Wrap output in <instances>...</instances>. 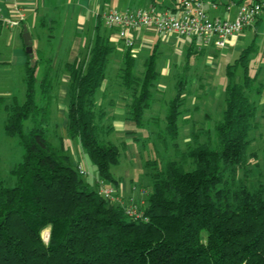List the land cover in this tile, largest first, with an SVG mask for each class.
I'll return each mask as SVG.
<instances>
[{"label":"trees","instance_id":"1","mask_svg":"<svg viewBox=\"0 0 264 264\" xmlns=\"http://www.w3.org/2000/svg\"><path fill=\"white\" fill-rule=\"evenodd\" d=\"M113 48L97 32L85 54L63 68L69 75L66 135L96 167L94 186L79 174L68 152L48 139L53 86L48 58L26 54L22 104H6L0 96L5 133L16 136L22 147V159L10 171L16 183L6 186L0 179V264H264V178L247 184L239 177L240 172L247 175L249 156L255 155L248 151L256 104L246 94L252 82L247 66L243 82L234 81L227 69L214 147L209 142L188 147L161 166L157 159L144 158L152 184L146 204L139 206L142 216L135 219L98 191L99 181L114 180L110 168L121 155L111 139L114 128L105 123L107 106L97 101ZM126 50L114 81L130 96L126 119L141 126L159 73L152 53L137 74ZM246 56L242 53L240 61ZM39 63L45 71L36 89ZM179 85L165 112L171 138L184 98ZM186 164L193 167L185 169Z\"/></svg>","mask_w":264,"mask_h":264},{"label":"rangeland","instance_id":"2","mask_svg":"<svg viewBox=\"0 0 264 264\" xmlns=\"http://www.w3.org/2000/svg\"><path fill=\"white\" fill-rule=\"evenodd\" d=\"M108 10L105 9V12ZM209 14L222 18L226 16L223 7H219L217 10H209ZM70 25L71 23L67 27L68 33L71 31ZM261 25L263 27L264 23ZM99 28L102 34L111 35L114 32L103 21L100 22ZM256 37L264 40V36H254L251 30L247 29L244 31V36L229 42L230 45L221 48L209 46L205 47L203 51H199L200 47H198L199 44H202L200 38L193 41L186 38L184 45L180 48L177 46V42H171L170 45L167 42L160 43L162 45L159 47H163L154 50L155 53H153L159 78L155 86L150 89L153 100L149 108L144 111V123L141 126L134 123L124 132L125 136L132 138L133 145H137L142 160L145 157L157 159L159 166H161L164 162L177 158L178 152L185 151L188 147H194L204 142H209L212 147L217 144L215 126L221 119L225 106V87L229 81L227 69H231L232 79L237 82H243L244 65L247 66L249 73L256 75V65L259 60H264V42L257 49L249 50ZM120 42L122 45V40L118 38V43ZM65 43L61 52L65 51ZM40 45L47 47L43 42H40ZM242 53L247 55L244 60H241L243 63L240 61ZM163 67H165V73L162 72ZM24 75L23 70H18V74L12 75V77L0 72V92L9 91L11 94L9 97L4 96L6 104L23 103L26 92V85L23 81ZM35 77L34 86L37 89L38 72L35 73ZM179 80L182 81L181 85H179ZM178 85L181 89V97L184 98L179 106L181 113L176 118V136L171 138L165 129V112L168 102L176 96ZM246 94L256 104V126L249 131L248 135L250 138L248 151L255 152V155L249 156L250 165L247 175L244 176L240 172L239 177L247 184H256L264 178V113L262 112L264 103L259 102V95L250 88L246 89ZM153 116L157 117L155 122L151 120ZM5 119L6 111L2 105L0 106V179L3 185L12 186L16 183V179L10 174V171L22 159V147L16 136H9L5 133ZM56 121L58 124L54 127V131L48 134V139L52 144L59 145L58 141L59 143L62 142V122L58 119ZM30 125V122L26 120L25 127L28 128ZM115 139L113 137V140L120 146L121 155L118 164L111 166L110 172L112 178L115 181H120L125 188L129 182V179H125L126 171L134 180L138 179L143 171L133 170L130 166L129 161L136 160V157L132 155L130 143H127L124 138ZM62 143L70 151V142L64 141ZM76 155L79 165L86 171L84 179L94 186L97 176L96 167L85 152L78 150ZM192 167L189 164L184 166L185 169ZM142 177L143 185L150 191L151 180L145 174ZM114 180H104L105 186L111 187L112 183L115 182ZM135 183L138 187L136 180ZM124 188L123 190H126ZM125 196L123 198L125 203L129 202L138 207L141 206L134 200L127 201L129 196L127 194ZM41 238L43 243L47 244L48 238L44 240L42 232Z\"/></svg>","mask_w":264,"mask_h":264},{"label":"crops","instance_id":"3","mask_svg":"<svg viewBox=\"0 0 264 264\" xmlns=\"http://www.w3.org/2000/svg\"><path fill=\"white\" fill-rule=\"evenodd\" d=\"M12 3V0H0V17L16 19L22 16V18L19 19L18 24L13 26H8L3 21H0V72L6 74L8 77L18 74V70H23L25 73L27 53L25 52L22 40V31L25 25L31 35L32 52L42 53L44 59L48 58L52 69L53 86L51 89L52 101L50 104L48 134L52 133L54 127L57 126L58 122L56 120H60L62 122L61 141H69L71 148L69 151L59 141V145H53L63 147L70 155L73 164L78 166L77 151L84 152V150L76 140L68 138L65 131L69 83V75L63 72L65 63H71L78 56L85 54L97 32L102 34L99 27L102 21V13L105 12V9L115 8L121 12L150 7H155L159 10L163 8L171 9L175 4V0H16L18 12ZM70 23L71 31L68 33L67 27ZM262 23H264V12L256 20L254 26L247 29H250L254 36H264L262 33L264 28L261 25ZM244 31L239 36L230 39L229 42L231 43L244 36ZM102 35L108 37L114 48L109 57L110 65H108L110 67L108 73L97 93V101L107 106L106 111L110 117L105 120V123H111L114 128L111 137L112 141H114L113 137L116 138L115 140L124 138L127 143H130L132 155L136 157V160L129 161L131 168L133 170H142L143 174L150 179L148 172L143 167L144 160L141 158L137 145H133L132 138L125 136L124 133L134 124L133 121L125 117L126 105L130 101V96L125 92L123 87L114 81L116 72L122 65L127 50L124 44L118 43V38L114 32L111 35H107L106 33ZM134 37V46L129 51L131 52L134 70L137 74L143 73L145 61L152 53H155L154 50L163 47H159L162 45L160 44L161 42H167L169 45L171 42H177L179 48L185 43V39L177 40L174 36H164L150 29L138 30L134 33ZM190 40L193 41L192 39ZM40 42H43L47 47L41 46ZM229 42L227 46L230 45ZM263 42V39L256 37L249 50L253 51L255 48L257 49ZM64 43L65 51L61 52ZM203 49L204 47H200V50ZM256 69V75H252L248 71V75L252 81L249 88L259 95V102L264 103V60H259ZM44 71L45 64L39 63L36 70L39 80ZM164 71L165 67L162 68L163 73H165ZM160 87L163 89L162 86ZM0 96L9 97L11 94L9 91H5L0 92ZM262 112L264 113V110ZM143 174L138 179H135L138 187L134 178H131L130 173L127 171L125 172V179H129V182L125 188L120 181L112 183L111 187L117 189V195L122 203L126 202L123 198L127 194L129 196L127 201L134 200L141 206L146 204L149 190L143 185ZM123 188L126 190H123Z\"/></svg>","mask_w":264,"mask_h":264},{"label":"built area","instance_id":"4","mask_svg":"<svg viewBox=\"0 0 264 264\" xmlns=\"http://www.w3.org/2000/svg\"><path fill=\"white\" fill-rule=\"evenodd\" d=\"M13 7L18 12L16 0H12ZM223 7L226 12L224 18L211 16L209 10ZM264 12V0H175L172 8L136 9L118 11L109 9L102 13L103 23L113 29L117 38L121 39L126 48H133L134 33L141 29L154 30L164 36H174L177 40L186 38L195 40L200 38L199 47H225L229 40L239 36L249 27L254 26L256 20ZM22 16L2 18L8 26L18 24ZM264 34V28L262 30ZM80 175L86 171L77 166ZM98 191L106 199L120 204L126 215L140 218L142 211L133 203H122L118 192L112 187H106L99 181Z\"/></svg>","mask_w":264,"mask_h":264},{"label":"water","instance_id":"5","mask_svg":"<svg viewBox=\"0 0 264 264\" xmlns=\"http://www.w3.org/2000/svg\"><path fill=\"white\" fill-rule=\"evenodd\" d=\"M22 40L25 46V52L31 53L32 52V39L29 31L27 30L26 26H23L22 31Z\"/></svg>","mask_w":264,"mask_h":264},{"label":"bare ground","instance_id":"6","mask_svg":"<svg viewBox=\"0 0 264 264\" xmlns=\"http://www.w3.org/2000/svg\"><path fill=\"white\" fill-rule=\"evenodd\" d=\"M42 233H43L44 240H46L48 238V235H49L48 229L43 230Z\"/></svg>","mask_w":264,"mask_h":264}]
</instances>
